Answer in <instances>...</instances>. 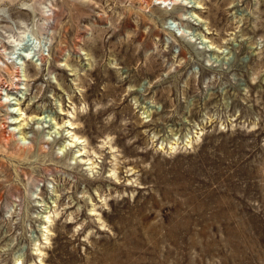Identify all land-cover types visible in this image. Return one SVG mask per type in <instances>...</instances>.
Masks as SVG:
<instances>
[{"label": "rangeland", "instance_id": "rangeland-1", "mask_svg": "<svg viewBox=\"0 0 264 264\" xmlns=\"http://www.w3.org/2000/svg\"><path fill=\"white\" fill-rule=\"evenodd\" d=\"M0 77V264H264V0H0Z\"/></svg>", "mask_w": 264, "mask_h": 264}, {"label": "bare ground", "instance_id": "bare-ground-1", "mask_svg": "<svg viewBox=\"0 0 264 264\" xmlns=\"http://www.w3.org/2000/svg\"><path fill=\"white\" fill-rule=\"evenodd\" d=\"M158 1H160V2H162V3H168L170 0H158ZM14 70V74L13 73H11V75L14 77V79H18L19 78V76H18V74H19V70L17 69V68H15V69H13ZM14 75H16V76H14ZM13 79V80H14ZM19 80V79H18ZM7 84V82H5V80H2V78L0 77V89H1V87L3 88V87H5V85ZM17 85V84H16ZM18 89V88H17ZM18 112L20 111V114L18 115V117H21L22 116V110L21 109H19V110H17ZM7 114H8V116H11L13 113H9V112H7ZM14 115V114H13ZM16 115V114H15ZM19 120V119H18ZM15 121H16V119H15ZM39 121V120H38ZM18 122V121H17ZM19 123V125H20V123L21 122H18ZM17 124V123H16ZM68 124H70V121L68 122ZM57 125V124H56ZM28 126V125H27ZM69 126H71V127H73L74 126V124H70ZM67 129L69 130V128L67 127ZM71 129H73L74 130V128H71ZM20 131H24V130H21L20 129ZM68 136H70L71 137V139H73V141H74V143H76V144H82V139H80V138H78V136H76L75 134H72V132H70L69 134H67V135H65V137H64V135H62L61 136V138L63 137V139H66ZM11 137H15V134H13ZM64 147L65 148H67L68 147V145L67 144H64ZM22 152V151H21ZM19 262L20 261H18L17 263L19 264Z\"/></svg>", "mask_w": 264, "mask_h": 264}]
</instances>
